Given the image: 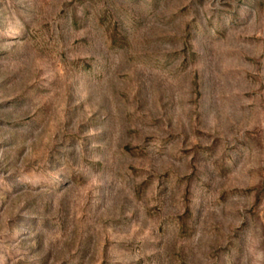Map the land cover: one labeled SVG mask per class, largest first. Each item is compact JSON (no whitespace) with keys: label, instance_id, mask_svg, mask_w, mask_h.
Wrapping results in <instances>:
<instances>
[{"label":"rangeland","instance_id":"rangeland-1","mask_svg":"<svg viewBox=\"0 0 264 264\" xmlns=\"http://www.w3.org/2000/svg\"><path fill=\"white\" fill-rule=\"evenodd\" d=\"M0 264H264V0H0Z\"/></svg>","mask_w":264,"mask_h":264}]
</instances>
